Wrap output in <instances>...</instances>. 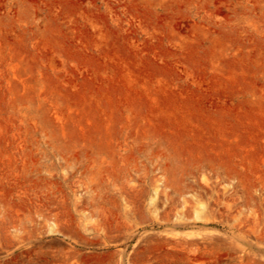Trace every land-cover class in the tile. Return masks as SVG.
Here are the masks:
<instances>
[{
    "label": "rangeland",
    "instance_id": "374dc122",
    "mask_svg": "<svg viewBox=\"0 0 264 264\" xmlns=\"http://www.w3.org/2000/svg\"><path fill=\"white\" fill-rule=\"evenodd\" d=\"M0 264H264V0H0Z\"/></svg>",
    "mask_w": 264,
    "mask_h": 264
}]
</instances>
